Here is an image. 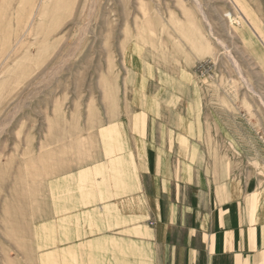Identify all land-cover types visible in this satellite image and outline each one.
Listing matches in <instances>:
<instances>
[{
    "label": "rangeland",
    "instance_id": "1",
    "mask_svg": "<svg viewBox=\"0 0 264 264\" xmlns=\"http://www.w3.org/2000/svg\"><path fill=\"white\" fill-rule=\"evenodd\" d=\"M246 13L231 0H0V264H51L50 229L34 222L46 183L94 162L100 131L129 114L173 127L198 114L206 158L264 178V42Z\"/></svg>",
    "mask_w": 264,
    "mask_h": 264
},
{
    "label": "crops",
    "instance_id": "2",
    "mask_svg": "<svg viewBox=\"0 0 264 264\" xmlns=\"http://www.w3.org/2000/svg\"><path fill=\"white\" fill-rule=\"evenodd\" d=\"M231 2L264 42V0ZM160 118H120L94 162L48 180L34 222L50 229L51 264H264V178L206 158L202 116Z\"/></svg>",
    "mask_w": 264,
    "mask_h": 264
}]
</instances>
